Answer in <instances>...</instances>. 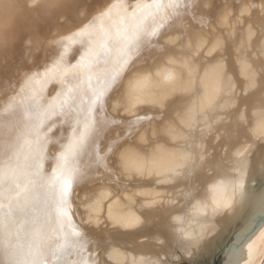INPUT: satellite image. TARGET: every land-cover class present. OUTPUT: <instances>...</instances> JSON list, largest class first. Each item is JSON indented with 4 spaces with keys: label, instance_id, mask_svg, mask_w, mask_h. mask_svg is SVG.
<instances>
[{
    "label": "bare ground",
    "instance_id": "1",
    "mask_svg": "<svg viewBox=\"0 0 264 264\" xmlns=\"http://www.w3.org/2000/svg\"><path fill=\"white\" fill-rule=\"evenodd\" d=\"M215 257L264 262V0H0V264Z\"/></svg>",
    "mask_w": 264,
    "mask_h": 264
},
{
    "label": "rangeland",
    "instance_id": "2",
    "mask_svg": "<svg viewBox=\"0 0 264 264\" xmlns=\"http://www.w3.org/2000/svg\"><path fill=\"white\" fill-rule=\"evenodd\" d=\"M231 240V239H230ZM211 259H207L206 263L204 262L203 264H220L221 263V259H219V257H215L212 262H210ZM214 261V262H213Z\"/></svg>",
    "mask_w": 264,
    "mask_h": 264
},
{
    "label": "water",
    "instance_id": "3",
    "mask_svg": "<svg viewBox=\"0 0 264 264\" xmlns=\"http://www.w3.org/2000/svg\"><path fill=\"white\" fill-rule=\"evenodd\" d=\"M263 264H264V262H263Z\"/></svg>",
    "mask_w": 264,
    "mask_h": 264
}]
</instances>
